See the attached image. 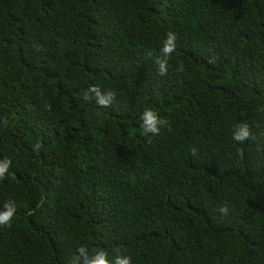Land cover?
<instances>
[{"label": "trees", "instance_id": "1", "mask_svg": "<svg viewBox=\"0 0 264 264\" xmlns=\"http://www.w3.org/2000/svg\"><path fill=\"white\" fill-rule=\"evenodd\" d=\"M5 158L0 264H264V0H0Z\"/></svg>", "mask_w": 264, "mask_h": 264}, {"label": "clouds", "instance_id": "2", "mask_svg": "<svg viewBox=\"0 0 264 264\" xmlns=\"http://www.w3.org/2000/svg\"><path fill=\"white\" fill-rule=\"evenodd\" d=\"M176 33L169 31L166 35L163 47L161 48V56H157L155 63L158 66L157 71L159 75H167L168 72V60L172 53L176 51ZM95 97V102L97 105L103 108L110 107L116 98V92L114 90H101L99 85L93 84L87 92L84 93V99L90 100ZM141 128L145 134L151 133L157 135L160 132L161 125L167 126L168 122L166 119H162L158 112L152 108H145L141 114ZM252 137L250 127L247 123H240L235 126L232 139L241 144L245 143ZM196 149L193 148L192 152L195 154ZM11 165V160L5 158L0 160V180L4 179L6 173H8L9 167ZM16 205L14 202H6L4 204V210L0 211V226H10L13 216L16 214ZM219 212L222 215L228 213V205L224 204L219 207ZM80 255H77L71 264H111L107 258V253L105 251H99L95 253L91 258L88 256L86 247L81 246L78 249ZM83 257V260H81ZM114 264H132L131 256L117 255L114 258Z\"/></svg>", "mask_w": 264, "mask_h": 264}]
</instances>
